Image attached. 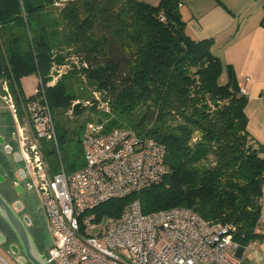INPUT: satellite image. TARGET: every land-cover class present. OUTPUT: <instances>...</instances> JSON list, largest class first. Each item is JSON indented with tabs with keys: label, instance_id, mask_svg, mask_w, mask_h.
<instances>
[{
	"label": "trees",
	"instance_id": "trees-1",
	"mask_svg": "<svg viewBox=\"0 0 264 264\" xmlns=\"http://www.w3.org/2000/svg\"><path fill=\"white\" fill-rule=\"evenodd\" d=\"M180 3L0 0V82L27 101L37 94H21L22 77L36 74L45 85L53 67L66 68L44 88L58 153L53 142L39 144L51 174L60 160L67 172L83 166L87 123L77 117L86 109L104 132L126 127L164 145L162 180L96 206L97 221L138 198L143 212L183 206L231 223L233 241L246 246L258 237L264 144L246 129L247 97L232 67L212 54L211 39L187 35Z\"/></svg>",
	"mask_w": 264,
	"mask_h": 264
},
{
	"label": "built area",
	"instance_id": "built-area-1",
	"mask_svg": "<svg viewBox=\"0 0 264 264\" xmlns=\"http://www.w3.org/2000/svg\"><path fill=\"white\" fill-rule=\"evenodd\" d=\"M55 80L44 85L39 78L36 98L19 97L20 105L3 80L0 97L13 113L54 241L47 253L56 264H243L238 249L250 242L241 246L233 241L235 226L207 221L187 207L143 212L136 198L118 216L97 221L91 211L96 206L162 180L167 172L165 147L130 128L104 132L103 123L91 121L82 139L83 166L67 172L60 160L59 170L51 174L39 141L53 142L58 153L55 123L44 93ZM94 97L98 100L99 93L94 92ZM104 107L107 110L101 103Z\"/></svg>",
	"mask_w": 264,
	"mask_h": 264
},
{
	"label": "crops",
	"instance_id": "crops-1",
	"mask_svg": "<svg viewBox=\"0 0 264 264\" xmlns=\"http://www.w3.org/2000/svg\"><path fill=\"white\" fill-rule=\"evenodd\" d=\"M178 9L187 35L194 40L211 39L212 54L223 66L232 67L247 97L246 129L255 143L264 144V0H181ZM220 79L225 81V69ZM260 205L258 237L243 247L239 255L243 264H264V189ZM51 246L46 247L47 252ZM0 251L17 263L2 245ZM0 264L10 263L0 255Z\"/></svg>",
	"mask_w": 264,
	"mask_h": 264
},
{
	"label": "water",
	"instance_id": "water-1",
	"mask_svg": "<svg viewBox=\"0 0 264 264\" xmlns=\"http://www.w3.org/2000/svg\"><path fill=\"white\" fill-rule=\"evenodd\" d=\"M30 170L13 113L0 97V226L15 240L5 246L6 234L0 231V243L18 264H56L46 251L54 241Z\"/></svg>",
	"mask_w": 264,
	"mask_h": 264
},
{
	"label": "rangeland",
	"instance_id": "rangeland-1",
	"mask_svg": "<svg viewBox=\"0 0 264 264\" xmlns=\"http://www.w3.org/2000/svg\"><path fill=\"white\" fill-rule=\"evenodd\" d=\"M143 1V0H142ZM151 1H154V0H151ZM148 3V2H147ZM158 3V1L157 2H151V5H156ZM66 68H64V67H61V68H58V67H53V69H52V71H53V73H51V75H52V79L48 82V83H50V82H52V80H55L57 77H56V75H57V72L59 73H62L63 72V70H65ZM56 73V74H55ZM59 75V74H58ZM55 77V78H54ZM38 84H39V77L36 75V74H29V75H26V76H24V77H22L21 79H20V89H21V94L24 96V97H29V96H31V95H33L34 93H35V91H36V89H37V86H38ZM15 100H16V103H17V105H20V100L19 99H16L15 98ZM83 105H86V106H89L90 105V103L89 104H83ZM97 107L98 108H101V105L100 104H98L97 105ZM89 115V109H86L84 112H83V114L82 115H79L77 118L78 119H81V121L83 122V121H86V123H89V122H91V121H93V119L92 118H87V119H85L87 116ZM91 115V114H90ZM64 116H66V117H68V118H73L74 116L73 115H71V111H69L68 113H66ZM0 255L7 261V262H9L10 264H18V263H15V262H12V261H10V259L5 255V253H3V252H1L0 251Z\"/></svg>",
	"mask_w": 264,
	"mask_h": 264
},
{
	"label": "flooded vegetation",
	"instance_id": "flooded-vegetation-1",
	"mask_svg": "<svg viewBox=\"0 0 264 264\" xmlns=\"http://www.w3.org/2000/svg\"><path fill=\"white\" fill-rule=\"evenodd\" d=\"M16 138V137H15ZM16 142V145H17V140L15 141ZM21 164H22V161H21ZM22 167H23V164H22ZM26 174V173H25ZM26 177V176H25ZM1 228H0V231L1 232H5V234H6V231H5V228H3L2 226H0ZM11 242H15V240L14 241H12V239L10 240L9 238H8V235L6 234V243H5V246H9V244H11ZM0 245H2L1 243H0ZM12 255V254H11Z\"/></svg>",
	"mask_w": 264,
	"mask_h": 264
}]
</instances>
